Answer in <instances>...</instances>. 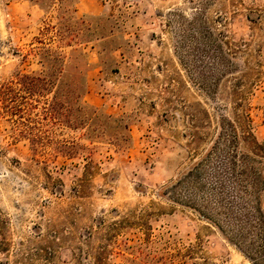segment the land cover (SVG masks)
<instances>
[{
    "label": "rangeland",
    "instance_id": "1",
    "mask_svg": "<svg viewBox=\"0 0 264 264\" xmlns=\"http://www.w3.org/2000/svg\"><path fill=\"white\" fill-rule=\"evenodd\" d=\"M17 70L50 93L29 129L0 108V264H254L165 186L223 116L264 141V0H0Z\"/></svg>",
    "mask_w": 264,
    "mask_h": 264
},
{
    "label": "trees",
    "instance_id": "2",
    "mask_svg": "<svg viewBox=\"0 0 264 264\" xmlns=\"http://www.w3.org/2000/svg\"><path fill=\"white\" fill-rule=\"evenodd\" d=\"M54 30L59 36L61 31ZM38 42L44 44L42 40ZM40 47L55 53L47 58L40 56L42 65L65 56L49 46ZM49 83L50 79L43 74L17 70L13 80L0 85V108L6 109L9 116L19 117L18 122L29 129V124L22 120L35 121L32 111L39 108L37 96L49 95ZM55 98L53 94L50 101L46 100L47 106L38 110L37 118L59 121L62 112L53 107ZM25 133H29L23 137L30 140L32 147L42 143L41 135ZM165 191L169 199L174 198L173 201L212 223L254 264H264V141L257 140L252 133L248 116L220 118L209 148L166 185Z\"/></svg>",
    "mask_w": 264,
    "mask_h": 264
}]
</instances>
